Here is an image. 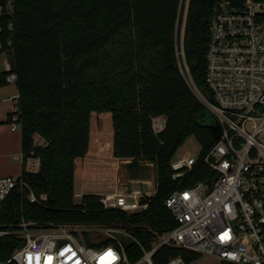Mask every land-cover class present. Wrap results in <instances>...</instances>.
<instances>
[{
    "label": "trees",
    "instance_id": "trees-1",
    "mask_svg": "<svg viewBox=\"0 0 264 264\" xmlns=\"http://www.w3.org/2000/svg\"><path fill=\"white\" fill-rule=\"evenodd\" d=\"M13 1L14 17L4 21L14 27L11 70L0 72V86L9 84V72L16 73L22 151L41 160L37 172L23 168L21 178L47 200L33 202L29 188L16 187L0 205V230L15 229L23 219L43 226L128 220L173 228L176 222L164 202L174 190L209 178L202 157L217 138L216 120L209 113L208 122L201 120L207 111L178 58L181 0ZM219 1L190 0L185 18V62L206 96L211 95L206 84L209 22ZM229 1L240 5L244 0ZM94 112L111 113L114 150L133 160L127 165L130 176L139 177L148 163L155 167L158 193L141 214L106 210L95 194L75 201L76 160L88 152ZM157 116L166 118L159 132L152 124ZM190 136L201 146L199 159L174 179L171 162ZM23 245L15 234L0 236V264ZM129 249L137 253L133 245ZM177 255L200 257L165 246L155 262L166 264Z\"/></svg>",
    "mask_w": 264,
    "mask_h": 264
},
{
    "label": "built area",
    "instance_id": "built-area-1",
    "mask_svg": "<svg viewBox=\"0 0 264 264\" xmlns=\"http://www.w3.org/2000/svg\"><path fill=\"white\" fill-rule=\"evenodd\" d=\"M189 1L180 2L183 22L177 54L186 80L216 120L218 133L202 157L209 178L174 190L164 202L176 225L159 230L116 220L43 226L23 219L15 229L0 230V236L15 234L24 240L1 264H156L155 255L165 246L199 256L215 255L221 264H264V0H244L240 5L222 0L214 6L206 66L210 96L197 88L185 62L183 33ZM13 17L14 1H1L0 54L8 61L6 71L11 70L14 27L4 21ZM6 80L16 84V73L9 72ZM5 100L14 103L11 129L21 130L19 93ZM152 124L155 132L162 131L166 118L154 117ZM199 156H175L173 178L183 177ZM19 158L26 171L39 170L40 158L23 151ZM16 187L29 188L33 202L47 200L46 194L37 196L21 175L4 176L0 177V205ZM158 187L156 174L150 179L130 177L97 196L106 210L138 215L149 209ZM124 240H129L127 246ZM132 245L137 253L129 251ZM194 261L177 255L166 264Z\"/></svg>",
    "mask_w": 264,
    "mask_h": 264
},
{
    "label": "rangeland",
    "instance_id": "rangeland-1",
    "mask_svg": "<svg viewBox=\"0 0 264 264\" xmlns=\"http://www.w3.org/2000/svg\"><path fill=\"white\" fill-rule=\"evenodd\" d=\"M6 57L0 54V72L7 69ZM15 83H9L6 86H0V116L11 112L14 106L12 101L5 99L17 93ZM201 120L209 121L206 114H203ZM90 144L87 154L76 160L75 167V201L81 202L84 194L106 193L111 191L118 183L128 182L133 178L129 174L128 159L119 156L114 150V128L112 115L109 112L92 113L91 117ZM37 141L44 143L40 138ZM201 146L194 136L186 139L175 156L189 155L197 157ZM155 168L151 165H145L141 171L140 178L150 179L155 176ZM21 175V174H20ZM12 175V176H20ZM124 245L129 244V240H124ZM193 264H221V259L215 255L203 254Z\"/></svg>",
    "mask_w": 264,
    "mask_h": 264
},
{
    "label": "crops",
    "instance_id": "crops-1",
    "mask_svg": "<svg viewBox=\"0 0 264 264\" xmlns=\"http://www.w3.org/2000/svg\"><path fill=\"white\" fill-rule=\"evenodd\" d=\"M8 114L0 116V177L20 175L23 169L19 158L22 153V132L11 129L7 122Z\"/></svg>",
    "mask_w": 264,
    "mask_h": 264
},
{
    "label": "water",
    "instance_id": "water-1",
    "mask_svg": "<svg viewBox=\"0 0 264 264\" xmlns=\"http://www.w3.org/2000/svg\"><path fill=\"white\" fill-rule=\"evenodd\" d=\"M205 114H208V112H206ZM215 133L217 134L218 133V127L216 125V128H215Z\"/></svg>",
    "mask_w": 264,
    "mask_h": 264
}]
</instances>
